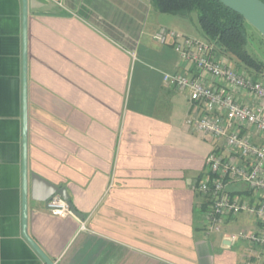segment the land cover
I'll return each instance as SVG.
<instances>
[{"label": "crops", "instance_id": "crops-1", "mask_svg": "<svg viewBox=\"0 0 264 264\" xmlns=\"http://www.w3.org/2000/svg\"><path fill=\"white\" fill-rule=\"evenodd\" d=\"M188 17L151 0H27L24 42L22 0H0V264H45L22 231L24 53L26 232L54 264H264V246L225 240L255 220L207 231L193 188L219 144L186 124L200 112L189 91L163 80L195 69L154 39L160 27L196 38ZM41 180L81 217L47 211Z\"/></svg>", "mask_w": 264, "mask_h": 264}, {"label": "built area", "instance_id": "built-area-1", "mask_svg": "<svg viewBox=\"0 0 264 264\" xmlns=\"http://www.w3.org/2000/svg\"><path fill=\"white\" fill-rule=\"evenodd\" d=\"M169 38L196 73L164 74L163 80L189 91L200 112L190 114L186 124L219 144L205 158L207 178L193 186L208 197L209 205L203 212L206 230H218L227 216L244 212L255 220L256 227L230 238L264 246V77L223 63L205 39L165 27L154 33L161 44ZM229 185L244 188L247 198L233 195ZM45 204L51 214H73L59 195Z\"/></svg>", "mask_w": 264, "mask_h": 264}, {"label": "trees", "instance_id": "trees-1", "mask_svg": "<svg viewBox=\"0 0 264 264\" xmlns=\"http://www.w3.org/2000/svg\"><path fill=\"white\" fill-rule=\"evenodd\" d=\"M151 3L160 13L189 16L196 11L202 34L214 46V51L235 59L238 66L241 64L256 76L263 75V62L247 50V22L241 14L218 0H151Z\"/></svg>", "mask_w": 264, "mask_h": 264}, {"label": "water", "instance_id": "water-1", "mask_svg": "<svg viewBox=\"0 0 264 264\" xmlns=\"http://www.w3.org/2000/svg\"><path fill=\"white\" fill-rule=\"evenodd\" d=\"M225 6L241 14L244 20L255 28L264 38V1L263 0H218ZM22 14H23V39L25 42L26 36V24H27V0H22ZM26 132H27V114H26V56H23V131H22V185H23V197H22V216H23V236L33 247V249L42 258L45 264H54V262L48 258V256L42 251V249L32 240V238L26 232V184H27V168H26ZM38 176H35V178ZM43 187L45 188L43 195L38 198L46 202L53 195L61 196L67 203L71 212L81 217L80 214L72 202L70 196L64 186H57L50 184L44 180H41ZM227 242L231 241L228 236L225 238Z\"/></svg>", "mask_w": 264, "mask_h": 264}, {"label": "rangeland", "instance_id": "rangeland-1", "mask_svg": "<svg viewBox=\"0 0 264 264\" xmlns=\"http://www.w3.org/2000/svg\"><path fill=\"white\" fill-rule=\"evenodd\" d=\"M185 20L187 23L186 26H190L193 29V34L196 33L195 37L199 39H204L202 31L199 27L198 20H197V12L196 11L191 12L189 14V17ZM245 26H246V32L248 34L247 50L254 58L263 62L264 64V38L255 28H253L248 23L245 24ZM221 61L223 63H227L232 68H236L238 70H244L246 72L253 73V71H249L250 69L244 68L241 64L238 66L236 60L233 58L228 59L227 57L221 56ZM263 77H264V69H263Z\"/></svg>", "mask_w": 264, "mask_h": 264}]
</instances>
